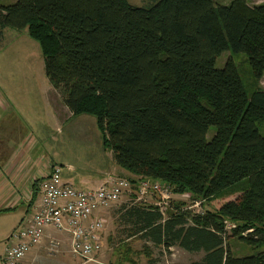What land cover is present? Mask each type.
<instances>
[{
	"label": "trees",
	"instance_id": "16d2710c",
	"mask_svg": "<svg viewBox=\"0 0 264 264\" xmlns=\"http://www.w3.org/2000/svg\"><path fill=\"white\" fill-rule=\"evenodd\" d=\"M11 28L40 44L50 86L73 116L95 118L134 189L146 178L204 208L164 214L132 196L114 212L115 249L148 264L158 263L155 249L174 247L204 254L188 264H264V3L17 0L0 4V36ZM227 51L233 57L218 68ZM236 56L250 68L249 90ZM232 195L243 201L209 207ZM232 240L251 253L236 255Z\"/></svg>",
	"mask_w": 264,
	"mask_h": 264
},
{
	"label": "rangeland",
	"instance_id": "374dc122",
	"mask_svg": "<svg viewBox=\"0 0 264 264\" xmlns=\"http://www.w3.org/2000/svg\"><path fill=\"white\" fill-rule=\"evenodd\" d=\"M16 1L0 0V4L10 6ZM128 1L133 6H141L142 0ZM217 1L221 4H228L231 0ZM248 2L256 6L264 3V0H248ZM126 29L132 36L138 37L136 30L128 23H126ZM196 33H198L202 52L204 56H207L204 35L200 31ZM231 57L233 56L230 51L225 52L218 60L217 67L223 68ZM234 58L249 90L245 73L250 68L246 63L243 64L242 57ZM43 60L40 44L30 37L28 29L18 31L11 28L5 30L0 36V109L3 107L7 109V112L0 111L5 119L3 125H1L3 122L0 123V129L2 132L5 131L8 144L15 146V141L20 135L28 134L27 141H31L30 152L34 153L33 158L39 159L41 163L44 161L50 164V167H61L64 181L82 184L86 190L99 188L111 175L129 179L130 174L121 170L113 161V152L105 149L104 137L99 131L95 118L87 115L73 116L64 106L60 96L45 77ZM88 66L93 75L99 79L92 62L88 61ZM262 80L263 86L264 78ZM208 132L207 138L211 140L215 136L216 128H210ZM172 195L166 205L160 207L165 214H168L170 210L176 211V207L189 208L193 214L204 211L201 206L191 208L192 205L187 195ZM132 196L134 195L124 196L110 212L130 202L135 198ZM150 197L148 203L154 205H157L161 198L158 194ZM230 201L241 203L243 196L232 195L229 198H219L209 207L218 208ZM17 209L15 212H0V264H5L3 259L8 247V239L19 228L23 216L22 208L19 206ZM109 222L107 230L102 233L103 238L107 239L103 243V251L96 256L99 262L93 264H148V259L144 254L126 253L123 246L120 249L114 248L116 243L109 239L111 237L109 233L116 226L110 220ZM229 229H232V225ZM57 232L64 233V231ZM135 242L138 243L135 244L138 251H142L144 249L142 243L137 240ZM230 243L232 244L231 250L236 255L245 256L251 253L250 249L245 248L239 242L232 240ZM132 246L131 244L130 247L133 248ZM47 247L48 250L46 249V252L36 262H29L26 258L21 264H59L58 260L62 256L60 253L63 251L73 264H80V260L74 257L72 251L70 254L67 252L66 246L59 248L60 251L56 255H52L49 251L50 247ZM204 257L203 253L190 254L178 247H174L170 252L160 248L154 250V258L158 260L157 264H188L202 260Z\"/></svg>",
	"mask_w": 264,
	"mask_h": 264
},
{
	"label": "built area",
	"instance_id": "2783aa9c",
	"mask_svg": "<svg viewBox=\"0 0 264 264\" xmlns=\"http://www.w3.org/2000/svg\"><path fill=\"white\" fill-rule=\"evenodd\" d=\"M61 172V167H52L49 175L39 182L42 203L29 225L20 227L9 237L5 264H21L33 247L42 244L47 228L64 231L71 237L70 250L80 264L99 262L96 256L103 251L102 233L109 226V209L124 196L134 195L136 202L148 203L150 196L158 194L159 208L173 196L169 185L144 178L134 189L131 180L115 175L99 188L86 190L82 184L64 182ZM200 206L195 203L192 208Z\"/></svg>",
	"mask_w": 264,
	"mask_h": 264
},
{
	"label": "crops",
	"instance_id": "0c3cea01",
	"mask_svg": "<svg viewBox=\"0 0 264 264\" xmlns=\"http://www.w3.org/2000/svg\"><path fill=\"white\" fill-rule=\"evenodd\" d=\"M3 110L7 112L5 107L0 109V111ZM1 122H3L1 124L3 125L5 119H3L0 112ZM6 136L5 131L2 132L0 129V212H15L20 206L22 208L21 213L23 214L19 224L20 228L29 225L36 211L39 209L42 203V195L40 189H38V184L43 178L49 175L52 167L44 161L41 163L39 159L33 158L34 153L30 152L32 146V144L30 145L31 141H27L28 134L24 136L20 135L15 141V146L8 144L9 141H7ZM68 182L71 183V181ZM111 209L108 210L110 221L116 227L110 230V240L115 237L114 234L117 229L116 214L114 213L115 211L111 213ZM43 238L42 244L33 247L26 257L28 259L27 261L36 262L46 252V249L48 250L47 246L50 247L49 251H51L52 255L58 254L60 251L59 248L61 249L62 246H66V250L70 254L71 237L67 233L62 234L53 228H47ZM104 238L103 243L107 240ZM135 241L129 240L128 242L132 243V247L138 251V248L135 247V244L138 243ZM60 254L62 256L58 260L59 264H73L71 259L68 260L64 251Z\"/></svg>",
	"mask_w": 264,
	"mask_h": 264
}]
</instances>
